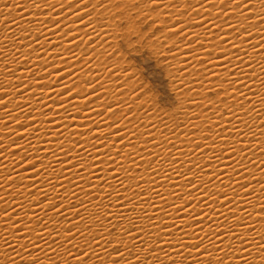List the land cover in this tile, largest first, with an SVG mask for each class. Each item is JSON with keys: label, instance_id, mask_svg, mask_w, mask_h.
I'll return each instance as SVG.
<instances>
[{"label": "bare ground", "instance_id": "obj_1", "mask_svg": "<svg viewBox=\"0 0 264 264\" xmlns=\"http://www.w3.org/2000/svg\"><path fill=\"white\" fill-rule=\"evenodd\" d=\"M102 2H105V5L108 6L109 9L105 15L110 17L118 11H125L127 17L131 15V12H128V8L131 4L140 3V0H102ZM157 2L164 3L166 7L171 4V0H157ZM192 2L199 7L198 0H192ZM248 2L255 3L256 5V7L250 9V11H260V0H248ZM34 3L37 5L36 7H33ZM51 3H56L57 7H59L58 0H47V3H44V0H0V52L3 53V55H0V86L12 87V85H15V87L19 89L13 95L11 93L12 89L0 88V98L5 99L6 102L5 104L0 105V122H2L0 123V132H5L0 133V135L11 137L10 143L8 139H5V147L0 148V152H4V156H0V181H3L7 175L11 174L14 176L19 174V176L23 178V181H20L19 179L9 181V184L15 183L16 185H5V188L0 190V197H5V200L0 202V255L5 251L9 252L7 257L0 258V264H10L11 257L17 260V264H26V261L14 256L13 253L15 252H20L21 256L33 254L32 257H28V259L35 258L39 255L37 259L40 260V264H51L50 261L44 260L45 254L49 259L54 258V254L49 251L48 248L44 247L40 240L35 241L36 244L40 245L39 248H28L27 252L21 250L16 246V243H23V241L14 239V237L18 238L21 233H13L12 231V229L16 227L22 228V232L28 230V228L23 227L25 213H27V219L33 221L32 225H29V227L35 226L34 217H41L42 220L46 219L47 217L44 216V212L47 213L50 210L46 209L48 205V201L46 200L49 197L57 200L56 204L51 207H58L61 203L59 199L52 197V194L48 192L51 191L50 188L46 189L48 191H44L43 194H41V190L44 189V184L46 182L42 181V177H34L38 176V173H34L36 170L31 169L32 167H35V165H27L30 161H26L24 164V161L29 157L22 149L15 148L16 145L14 144H24V141L22 140L25 138L31 141L35 147L41 148L39 153L33 152L30 156L32 159L38 157L44 161L43 164L37 165V170L41 167H45L48 176H50L49 180L53 179L54 187H58L60 184H64L67 180L71 179L73 184H79L85 191L91 192V196H84L83 193L79 192V189H75V187L72 189V185L66 184L69 191L75 193L73 204L66 205L64 208L60 209L63 213V216L61 217H56L55 214L53 215L52 212H49V217L53 215L54 219L59 218L65 220L69 222L70 227V222L77 219L80 214L88 218L91 217L93 212H99L101 214L100 218L105 219L103 218V214L106 210L110 213H118L119 210L115 207H111V205L121 203L122 201L116 199H122V197L128 200H123L124 207L120 205H117V207L125 216L129 219H133V227L127 229L129 232L135 231L134 226L139 222L141 227H146L149 223L148 220H154L161 228L168 227L170 225L160 224V220L163 219L165 220V223L168 224L173 223V221L169 220L168 216L165 215V212L173 217L176 215H179L180 217L185 216L186 213L180 210H177L176 213L174 212V207H180L184 203L183 200L178 199H182L185 196V199H194L184 205L185 207L193 204L190 207L195 208L197 212L204 209L201 215L195 217L196 220L202 219L204 215H208L209 219H212H206L204 224H196L198 221H192L189 217L185 216L183 220H175L174 222L176 225H174L173 228L165 229V231L175 232L183 229L186 226L181 224L187 222L189 227L186 228V231L189 233L193 231L197 232V229L201 228L203 229L201 235H203L209 231L208 223L212 224L216 221H220L223 217L219 214L216 215V213H209L208 209L204 208V204L201 202L206 200L207 197L202 196L200 199L196 194L193 196H187V189L184 190L185 192H181L180 189L187 184L192 183L193 180L192 178H189L187 181L179 180V178L175 176V172H187L189 168L194 167L195 163L200 162V168L193 169V171L197 172L198 176L203 175V178L207 180L214 174L211 172L214 171L212 167L216 166L215 161H210L214 155L220 156L217 168L221 171L217 172V175L220 176L221 179L216 180V183L214 182L213 185L207 186L209 192L217 190L221 192L228 191L230 197L232 194L231 191L228 188H224L228 187L227 184H230L234 189L249 186V191L247 193L237 192L236 196H240L244 200H252L254 204L264 203V189L260 190L261 187H264V164H260L264 162V73L261 71L264 69V52L258 56L255 49L249 48L258 47L257 43L261 40L260 35L261 33H264V25H260V21H257L256 24L258 28L254 27L250 29L253 35L251 37H246V39L249 40L248 43L241 44L240 39L231 32V29H229V23H224L221 27V21L224 19L223 16L220 17V20L215 19V17L223 11L220 7L222 0H204V14L198 16L199 13H193V15L196 16H192L191 21H189L186 16H180V13L173 15L174 20L181 19L186 23L199 24L202 26L186 28L185 33H182L181 35L190 33L191 35H189L188 38L194 40V43L188 44L187 42H180L171 52L168 51V48H170L174 42L178 41L179 38L172 37L171 39H168V32L170 29L167 26L163 28V31L158 32L152 40L148 41V43L155 48L156 55L158 53L161 54L162 57H168V59L162 60L164 61L163 64L165 69L169 72L168 76L171 77L169 78L170 84L175 91L176 99L179 101V104H176L171 112H168L158 108L154 98L147 93L145 88L142 89L136 83L137 79L133 78L136 73L134 74V71L129 64H124L125 61L120 59V53H117L116 56L113 54L112 59L111 57H109V59L107 58L112 55L113 51V49L110 48L111 41L108 36L104 35V33L100 34L101 38L100 36H96V33H93V26L96 27L98 32H103V29H100L99 25H92L86 28L85 24H81L82 22H80V20L85 19L83 23H86L90 18L87 17V13H84L81 16H73L72 12L67 11L69 5H65L64 8H56V11L53 12V16H59L60 20L64 21V23L61 24L59 29H55L52 33L45 29H41V34H37L40 31L36 24V21L38 20H44V23L48 25V28H52L53 22L45 20L50 11V9L47 8L48 4ZM92 3H98V0H92ZM117 4L119 7H116ZM213 4L215 7L210 6ZM144 6L145 5H142V7ZM83 7H85V5H81V8ZM185 7H187L186 0H179V10L182 11ZM75 11H78V9L74 8L73 12ZM103 11L104 10L101 9V12ZM132 11H137V9H132ZM165 11H170V9H165ZM233 11L238 10L230 5L229 11L225 13V15H229ZM98 12H100L99 8L97 9V13ZM97 13H93L92 17L94 18ZM207 13H211V17H209ZM249 15L251 16L252 13H249ZM157 16H159V19L155 26L165 25V19H167V17H165L166 14H164L163 9H157L156 12L151 13L149 19H154ZM260 18L261 17L259 16L253 17L252 22H255ZM118 19L120 18L118 17ZM240 19L243 18L240 17ZM204 21H207L208 23H203ZM109 23H111V20H109ZM230 23L232 26H235L237 18L232 17ZM66 25L70 28L66 27ZM183 26L184 25H177V29ZM77 27L78 31H75ZM217 27L221 28L219 33L216 32ZM67 31H74L69 33V36L75 35L77 39L71 42H69L68 39L71 40L73 37H66L64 41L62 39L58 40V36ZM55 32L62 33H57L55 35ZM85 32L88 34L87 36H84ZM197 35L200 37L199 40L195 39ZM247 35L248 33L242 32L241 38ZM44 36H47L48 41L51 43L44 45L34 44L35 40H40ZM81 39L84 40V44L79 45ZM165 39L168 40V43L161 47L160 44ZM221 40H225L226 43H220ZM154 41L155 43H153ZM43 42L42 39L39 43ZM260 42L264 43V41ZM57 43L61 46L59 48H52L58 46ZM28 44H33L31 46L33 48L24 49ZM71 44L77 45L72 47L70 46ZM201 44H203L204 47H200ZM248 44L251 45L248 47ZM13 45H15V48H13ZM229 45H234V48L238 47L241 51L236 53L237 50L232 49V51L229 52V56L220 57L219 53L222 51H228ZM213 46L215 47L213 48ZM261 47H264V45H261ZM93 48H95V52H93ZM16 49H19V51ZM66 49L72 52L67 51ZM188 49H194V51H189ZM210 51L213 53L211 57L207 55ZM260 51H264V49H261ZM57 52H62L63 56L57 57L55 55ZM247 52L248 55L246 56ZM13 53H15V55ZM39 54L41 58L47 54L45 59L47 56H51L54 60L49 58L50 69L51 67H55L56 69H53V71H61L59 73H53L54 77H58L55 84L43 85L44 87H56L59 83L63 86L68 84L71 80L76 81L77 84L93 83L96 80H99L97 83L100 84L93 89H90L92 85H88L87 87L89 88V91L83 93V95H91L92 92H96L89 97L90 100L85 105H83V101H81L79 97L74 101L77 103V108L82 110L81 115L74 116L73 119L75 121L69 120L65 113L60 112V116H64L67 121V124H64V122L56 116V109L58 106L52 105L51 100L48 101V106L54 109L52 112H47L50 110L48 108H41L40 104L44 103V101L40 100H42L43 97L37 96L34 93H29V89L32 87L31 91L37 93L41 92V89L36 88L39 85H29L28 88H24L22 85L27 83V81L23 79L17 80L22 73L29 74V78H31L32 74L27 73V68L32 67L31 63H36L40 67L48 66L43 63L42 59L38 60ZM237 54L244 59L245 64H253L252 67L244 68L243 65H238L240 61L233 59V65L241 67L244 72L251 76L250 79L246 81L249 90L247 88L244 90L242 89L243 95L247 97L246 99L243 97L240 98L243 100H239L240 93L237 91L239 87L238 85L242 81H236V83L231 86L229 83L230 81L235 80L236 76H239L240 73L237 72L234 76H229L228 73L224 71V68H228L229 72L236 71V69H233V65L226 64L224 61L228 60L230 57L234 58ZM81 56H83V60H79ZM65 57L69 58L68 63L72 65V67H69L70 65L67 63H61V60ZM173 57L175 58L173 59ZM217 57H219V59H217ZM24 59H28L30 63L23 61ZM200 61H207V64L200 63ZM68 72H72L73 75L69 76L71 73ZM37 75H43V72H37ZM44 75L45 80L42 82H47L49 79L47 73ZM201 75L205 77L203 88L200 87ZM217 75L220 76V80L215 79V76ZM226 76L228 77L227 80H225ZM78 77L80 79H78ZM36 79H41V77L37 76ZM81 87H84V85H81ZM189 88H192L193 90L191 93L188 92ZM43 91L45 92V100H47L48 90ZM64 91H67V89ZM73 91H75V89H73ZM120 92H123L122 97L118 96L122 95ZM196 92H199L202 96H206L207 94L209 96H213L215 93L218 94L211 99L201 100L200 97L195 94ZM233 92L237 93L235 98L231 95ZM61 94L63 93H49L48 95L53 96ZM10 95L12 97L11 101L8 100L11 98L8 97ZM23 95L28 96V99L24 100V97H21ZM67 95L68 94H66V96ZM75 95L76 94L74 93L73 97ZM73 97H69L68 99L72 100ZM234 100H239V102L234 103ZM13 102L15 103V107L12 105ZM106 102L109 103V105L113 104L114 108H123L125 112L128 111L129 120H137L138 123L134 122V124L138 127L139 131L138 133H132L136 138L129 137L127 132L131 130L136 131V128H132L133 125L126 122L127 129L121 133H115L122 129L113 128V136L107 133L105 134L111 139L109 143L103 148L93 149L91 146L92 143H103L101 140H92L95 133L107 132L108 129L104 127L116 123L114 120H109V116H113L115 113L104 115L103 105ZM251 102L253 103V108H255L254 111L249 109L251 108V105L249 104ZM240 103L244 104L243 108L239 106ZM198 104H203L204 107ZM83 107H89L91 111L85 110ZM29 108L33 110L29 111ZM128 108L131 109L128 110ZM21 109H23V111H20ZM225 109H229V111L226 112ZM42 111L46 112V115H39ZM71 111L75 113L77 109H72ZM245 111H248V115H244ZM213 112H215V115ZM177 113H179L178 116L176 115ZM185 113H187V115H185ZM9 115L12 116L11 120H8L11 117H6ZM119 115L120 114H118V116ZM30 116H32L31 119L35 120H29L28 117ZM54 117L55 119H53ZM89 117L91 120L97 122L93 123L91 120L86 121ZM102 117L103 121H107V123L100 122ZM16 120H20V123H15L14 121ZM241 121H243V123H241ZM245 123H247L251 129L245 127ZM57 124L61 125V127L57 128ZM165 124L167 125V128L164 127ZM176 124L177 127L174 128ZM30 125H32L33 128L38 127L41 134L45 131H50L51 136L41 135L40 141L43 142L41 145L40 142L33 139L35 133H25L23 136H17L12 132L6 133L9 129L2 128H12L15 132H20ZM119 126L123 128L124 121H121ZM65 127L68 128L67 131H64ZM89 128L92 129L91 132L88 131ZM221 129H224V131L221 132ZM239 132H243L244 136H230L232 133ZM58 133H63V135L57 138ZM81 133H83V135H81ZM118 135H124V139L120 140L122 137H119ZM203 137H211V139L205 140ZM95 138L103 139L98 133ZM77 139L80 141L79 144H76ZM129 139H132L133 141L129 143ZM225 139L229 141L228 144L221 142ZM165 140H167L168 143H165ZM213 140L216 141L215 144L212 143ZM85 141L88 143H85ZM0 143H2V141H0ZM112 143H115V148H112L110 153L108 147ZM195 143L201 144V148L193 149ZM60 144L64 145V149H60ZM11 145L13 146L11 147ZM73 145H75V147H72ZM23 147L31 151L28 144L23 145ZM70 147H72V150L67 153V156L71 157V159H68L61 153ZM96 147L101 146L96 145ZM197 147H200V145H197ZM241 147L245 148L244 153L238 151ZM80 148H84L89 155L85 156L84 152L79 151ZM212 149H216L217 151L213 152ZM220 149H227V151L221 155V152L219 151ZM233 150H237L236 156H233L234 153H231ZM97 151L104 153V155L96 156L95 152ZM118 151L121 153L120 156L115 155ZM192 151L195 152V155L191 153ZM201 152H203V155ZM129 153H132V155L129 156ZM180 153H183V155L180 156ZM21 156L23 157L22 160H20ZM242 156H244V158L240 160V163L243 164L244 167H236V170L229 178L226 174L228 168L225 167L227 165L230 167L233 166V160L238 161ZM224 157H227L226 160ZM173 159H176L173 161L175 165L171 162ZM77 160H79L80 163H77ZM94 160H104L105 163L99 164L97 162L96 164H93ZM108 160H115L116 163L109 164L107 163ZM190 160L194 163L190 164ZM57 161L60 162L57 163ZM210 163L214 164L207 167ZM21 164L24 165L20 166ZM72 164L76 165L75 168L70 166ZM117 165H120V167ZM81 167L84 168V171L79 173L78 176L77 172ZM97 168L101 169V172H96ZM108 168H112L113 172L119 173V176L116 179H112L113 172H108ZM169 168L176 169L172 170ZM53 169H55V171H53ZM61 169H64L63 174L61 173ZM201 171H203V173H199ZM187 174L188 176L192 175V173ZM57 176H60V181L56 180ZM81 177L89 182L82 183L80 180ZM96 177H100V179H96ZM105 177H107L108 181L106 184L102 181ZM213 179H215V177H213ZM222 181H224V183H222ZM233 181H240L241 183L237 185L236 183H233ZM21 183H23V185H20ZM197 183H200V180H197ZM32 185H35V187H32ZM109 185H112V187H109ZM25 186L28 187L29 192L24 191ZM97 187L102 188L103 191H92L93 188ZM13 188L15 189L14 191ZM198 188L192 189L191 191L197 192L198 194ZM64 191V188H60L58 195H62ZM170 191L172 193H178V196L174 195L170 197ZM108 193H111V196H109L108 200H104L105 195ZM155 194L158 196H164L167 199L161 201ZM37 195H40L39 200H37ZM117 195H120V197H116ZM204 195H208V193H204ZM220 195V197L214 195L211 199L216 200L219 198L220 201H223L225 199V197H222L224 193H221ZM79 198L85 201L91 200V203L86 204L88 212H84L83 209H81V213L72 216L66 209L76 207L77 204H79ZM232 199L235 200V203L229 204L228 201H225V204L229 207L237 208L234 209L237 211L236 213L227 212V209L220 208L219 204L212 205L213 201L211 200L205 201V203H209V208L216 207L218 212H222L228 216L244 215V218L236 223L251 225L247 231L255 233H246V235L250 237L252 245L250 251L237 252L236 255H251V257H245L248 259L249 264H253V261L255 264H261V260L264 259V252H261L259 255V253H257V246L259 245L264 248V238H262L264 237V220L260 221L261 218L256 216H264V213H253V217L249 218V215L245 211L249 208V204L242 202L240 199H236L235 196H233ZM29 203L32 205L30 208L28 207ZM134 206L136 210L131 211V208ZM141 208L144 209L140 210ZM3 211H8V213ZM73 211L75 210L73 209ZM249 211L251 210L249 209ZM254 211H261V209L255 208ZM11 213L13 215V222L5 220L8 219V217L5 216ZM142 213H147L148 220L144 218ZM138 216L140 217V221L135 218ZM157 217H159V219H157ZM17 219H20L21 223L13 224L18 223V221H15ZM106 219L111 220V217H107ZM119 219L120 216L116 215L115 220ZM87 222L92 223L93 221L92 219H88ZM224 222L227 223L226 220ZM231 222L232 220L229 221V223ZM103 223L105 226L107 225V221H103ZM126 223L127 221H125V224ZM5 224L8 225L7 228H5ZM113 224L115 227L110 229V231L114 232L116 228L120 226V222L113 221ZM95 227L99 226L97 225ZM147 230L149 232H154L157 229L148 228ZM216 230L219 231L220 229ZM241 230H243V228H241ZM17 231H19V229H17ZM105 235H107V233H105ZM5 236L8 239V245H10L7 249H5L4 244ZM217 236L221 237V239L216 240V252H219L220 249L224 248L223 241H226L228 237L223 235V231L218 232ZM162 237L163 234L161 237L155 238L158 244ZM179 238V233H176V236L171 239L172 242L175 243ZM89 239H96L98 241V243L92 245V248L96 250L97 257L103 258L105 264H107V260L115 255V253L124 251L122 245H116L115 247L109 248L108 244L105 243L104 240H101L99 235L90 237ZM133 239H135V246L141 249L151 243L147 237H144L142 232H136ZM169 239V237H165L164 241H168ZM184 239L188 240L189 237L186 236ZM205 239H207V237H205ZM248 239V237H245V240ZM205 243H207V241H205ZM49 244H52V246L55 247L53 241H49ZM185 246L191 247L192 245L186 244ZM25 247H27V241H25ZM128 247L130 251L125 253L123 259L128 260L139 255L132 245H129ZM241 247L249 248V244L244 243ZM100 248L107 249L108 255L105 256L104 252L99 251ZM169 248L175 249L176 245L159 244V251L152 253L157 251V244H153L148 251L154 256L157 255L156 264H170V262H167L164 255V251H168L169 256L174 255V252H172L173 250H170ZM68 249L73 252L74 256H79L85 251V249L75 248L72 245H68ZM206 250L212 251V249ZM180 251L183 252V249H180ZM201 251L203 252L205 250L202 249ZM230 254L231 253L224 252L222 258H226L227 255ZM141 255L143 256V253H141ZM188 255L189 253H184L185 257ZM192 255L200 256V253H193ZM92 258V253H89V255L85 257L86 260ZM114 258L116 261L121 259L120 256H115ZM71 259L72 257H69V260ZM144 259H149V256L146 255ZM181 260H184V258L176 257L177 264H181ZM56 264H60L59 260L56 261ZM184 264H191V258L184 260ZM225 264H228V262L226 261ZM236 264H239V261H237ZM241 264H243V262H241Z\"/></svg>", "mask_w": 264, "mask_h": 264}, {"label": "snow or ice", "instance_id": "obj_2", "mask_svg": "<svg viewBox=\"0 0 264 264\" xmlns=\"http://www.w3.org/2000/svg\"><path fill=\"white\" fill-rule=\"evenodd\" d=\"M44 3H47V0H44ZM59 3V7H57L56 3H51L48 4V9H50V11L48 12L47 18L45 20H50L52 23V28L49 29L48 25L44 23V20H38L36 21L37 27L40 29V31L37 34H41V29H45L48 32L52 33L55 31V29H59L61 24L64 23V21L60 20L59 16H53V12L56 11V8H64L65 5H69V7L67 8L68 12H72L73 16H81L84 13H87V17H90L86 23H83L85 19L80 20V22H82L81 24H85L86 28H88L89 26L92 25H99L100 29H103V32H98L96 30V27L93 26V33H96V36H100L101 38V33H104L105 36L109 37V40L111 41V45L110 48L113 49L112 51V55L108 56L107 58L109 59V57H113V54H115L114 56L117 55V53H120V59L123 60L125 59V57H127L129 60L133 59V58H137L139 57V53L141 52V49L144 50V53L146 55H148V58L150 61L156 63L157 62V57L151 55V53L149 52L148 49V41L152 40L153 37L156 36V33L163 31V28L165 26H167L170 31L168 32V39H171L172 37H178V41L174 42L172 44V46L170 48H168V51L171 52L174 48H176L178 46V44L180 42H187L188 44H192L194 43V40H190L188 37L189 35H191L190 33H186L184 35H181L182 33H185V29L188 27H197V26H202L199 24H192V23H186L184 20L181 19H173V15H177L176 13H180V16H186L188 18L189 21H191L192 16H196L193 15V13H199L198 16L203 15V7H204V0H198V4L199 7H197L196 4H194L192 2V0H186L187 3V7H185L182 11L179 10V0H171V4L168 5L167 7L165 6L164 3H159L157 2V0H140V3H133L131 4V6L128 8V12H131L130 16L126 17V13L125 11H118L115 14L111 15L110 17L108 15H105V13L108 12V6L105 5V2H102V0H98V3L93 4L92 0H58ZM261 3V9L260 11H250V9H254L256 7L255 3H251L248 2V0H222V3L220 5V7L223 9V11L217 16L215 17L216 20H220V17L223 16L224 19L221 21V27L223 26L224 23H229V29H231V32L235 34V36L240 39V43L241 44H245L248 43L249 40L246 39V37H251L253 35V33L250 31L251 28L257 27V21H260V25H264V0H260ZM55 5V7H54ZM81 5H85V7L81 8ZM142 5H145L144 7H142ZM232 5L234 6V8L238 11H233L231 12L229 15H225V13H227L229 11V6ZM37 5L34 3L33 7H36ZM91 6V7H90ZM211 7H215V5H210ZM251 6V7H250ZM116 7H119V5L117 4ZM78 9V11L73 12V9ZM100 9V12L97 13V9ZM70 9V11H69ZM90 9V10H89ZM101 9H103L104 11L101 12ZM132 9H137V11H132ZM157 9H163L164 10V14H166L165 17H167V19H165V25L162 26H157L153 31L149 32V29L152 28L153 25H155L157 23V20L159 19V16H157L154 19H149V17L151 16V13L156 12ZM165 9H170V11H165ZM93 13H97V15L93 18L92 14ZM249 13H252V15L250 16ZM61 15V13H60ZM207 15L209 17H211V13H207ZM197 16V17H198ZM261 17L260 19L256 20L255 22H252V18L253 17ZM118 17L120 19H118ZM232 17H236L237 18V23L235 24V26H232L230 21L232 19ZM240 17H242L243 19H240ZM69 18V17H68ZM109 20H111V23H109ZM171 22V23H169ZM203 23H208L207 21H204ZM75 24V23H73ZM177 25H184L183 27H180L179 29H177ZM66 27H68V25H66ZM70 28V27H68ZM258 28V27H257ZM74 29V28H72ZM239 29V30H238ZM75 31H78V27L75 29ZM207 31V30H206ZM221 31L220 27L216 28V32L219 33ZM27 32V31H26ZM74 32V31H67V32H55V35L57 33H62L60 36H58V40L62 39L63 41L65 40V38L67 37H73V39L69 40V42L76 40L77 37L75 35L73 36H69V33ZM248 33L247 36H244L241 38V33ZM147 33V35H146ZM260 33V32H257ZM88 34L85 32L84 36H87ZM27 36V35H26ZM261 40L260 41H264V33H261ZM104 38V36H103ZM43 39V43H39L41 40ZM42 39L40 40H35L34 44H39V45H44L47 43H51L50 41H48L47 36H44ZM196 40H199L200 37L197 35L195 37ZM259 41V43H257L258 47H248L251 49H255L256 50V54L259 56L262 52L264 51H260L261 49H264V47H261V45H264V43H261ZM155 43V41L153 42ZM168 43V40L165 39L161 42L160 46L163 47L164 45H166ZM220 43H226L225 40H221ZM80 44H84V40L81 39L79 41V45ZM33 44H28L24 49H31L33 47H31ZM58 46L52 47V48H59L61 45L59 43H57ZM77 44H71L70 46L74 47ZM200 47H204L203 44L200 45ZM215 46H213L214 48ZM13 48H15V45H13ZM70 48V47H69ZM68 48V49H69ZM41 49V48H40ZM66 49L67 51H70ZM232 49H236L237 52L239 53L241 50L238 47L234 48V45H229V50L228 51H222L219 53L220 57L223 56H229V52L232 51ZM17 51H19V49H16ZM39 50V49H38ZM189 51H194V49H188ZM12 51V49H11ZM37 51V50H35ZM72 52V51H70ZM93 52H95V48H93ZM86 53V52H85ZM84 53V54H85ZM15 55V53H13ZM59 54V55H57ZM0 55H3L2 52H0ZM47 55V54H46ZM46 55L41 58L40 54L38 57V60L42 59L44 64H47V67H40L39 65H37L36 63H31L32 67L31 68H27V73L32 74L31 78H29V74H23L17 78V80H25L27 81V83H24L22 85V87L24 88H28L29 85H39L36 88L41 89L42 91L37 93L35 91H31L30 88L29 89V93H34L37 96H42L43 99L40 101H44V103L40 104L41 108L45 109L48 108L50 109L47 112H52L54 109L52 107L48 106V101L51 100L52 101V105H56L58 106L56 109V116L59 117V119L64 122V124H67V121L65 120L64 116H60V112L65 113V115L67 116V118L69 120H73L75 121L73 118L74 116H79L81 115V109L77 108V103L74 102L76 100L77 97L80 98L81 101H83V105H85L92 96L93 93L96 92H92L91 95H83V93H87L89 91V88L87 87L88 85H92V87L90 89L95 88L98 84L96 80L93 83H81V84H77L76 81H69L68 84L61 86V83H59L56 87H44L43 85H52L55 84L57 81L58 77H54L53 73H59L61 71H53V69H56L55 67H51L50 69V61L49 58H51L52 60H54L51 56H47V58L45 59ZM57 57H61L63 56L62 52H57L55 54ZM86 55V54H85ZM208 56H212L213 53L210 51L207 53ZM248 55V52L246 53V56ZM21 56V55H20ZM245 56V55H244ZM95 58V57H93ZM175 57H173L174 59ZM68 57H65L64 59L61 60L62 64L67 63L68 65H70L68 63ZM161 59H168V57H161ZM217 59H219V57H217ZM233 59H235L236 61H240V63L238 65H243L244 68H249L252 67L253 64H245L244 59L237 54L234 58L230 57L228 60L224 61V63L229 64V65H233ZM19 60V59H18ZM79 60H83V56H81L79 58ZM23 61H27L30 63V61L28 59H24ZM20 61V62H23ZM249 61H253V60H249ZM255 62V61H253ZM200 63H204L207 64V61H200ZM54 64V63H51ZM69 67H72V65H70ZM190 67V66H189ZM50 69V70H49ZM233 69H236L235 72H229L228 68H224V71L226 73H228L229 76H234L235 73L239 72L240 75L236 76V79L233 81H230V86L232 84H235L236 81H242L238 86L237 91L240 93L239 96V100H243L240 99L241 97H243L244 99H246L247 97L245 95H243V90L245 88H248V84L246 83V81H248L250 79V75L246 72L243 71V69L237 65H233ZM206 71V69H205ZM255 71V70H254ZM253 71V72H254ZM262 73H264V69L261 70ZM11 72V71H8ZM37 72H43V75H37ZM45 73H47V77L49 78L47 82H42L45 80ZM71 73L72 76L73 73L72 72H68ZM112 73V72H109ZM11 76V75H8ZM39 76L41 77V79H36V77ZM62 76V75H60ZM59 76V77H60ZM259 78V77H258ZM78 79H80L78 77ZM216 80H220V76H215ZM228 77H225V80H227ZM201 80V84L200 87L203 88L204 86V82H205V77L203 75H201L200 77ZM11 83V82H10ZM8 83V84H10ZM72 85H76V86H72ZM81 85H84V87H81ZM120 87V86H119ZM118 87V88H119ZM183 87V86H182ZM0 88H10L12 89V94L14 95L16 91H18L19 89H17L15 87V85H12V87H3L0 86ZM65 89H67V91H64ZM73 89H75V91H73ZM243 89V90H242ZM43 90H48L47 92V100H45V92ZM192 88L188 89V92H192ZM3 92H9V91H3ZM49 93H63L61 95H53V96H49ZM76 94L73 97V94ZM107 93V92H105ZM122 95H118L120 97L123 96V92ZM66 94H68L66 96ZM198 97H200L201 100H207V99H211L213 96H216L218 93H215V95L213 96H209L208 94L206 96H202L199 92L195 93ZM232 97L235 98L237 96L236 92H233ZM99 96V95H97ZM193 96V95H192ZM189 96V97H192ZM8 97H11L8 96ZM24 97V100L28 99V96H21ZM69 97H73L72 100H69ZM188 97V99H189ZM12 97L10 99H8L9 101H11ZM239 100H234V103H238ZM39 101V103H40ZM59 101V102H57ZM116 101H122V100H116ZM5 99L0 98V105L5 104ZM118 104H123V103H118ZM179 104V101H175V104ZM251 105L252 111L255 110V108H253V103H249ZM13 107H15V103H12ZM198 105H202L203 104H198ZM211 105V104H209ZM208 105V106H209ZM212 106V105H211ZM239 106L241 108L244 107L243 103H240ZM204 107V106H203ZM104 108V115H108L110 113H115V115L113 116H109V120H114L116 121V123L110 124L107 127H104L106 129H108L107 132L104 133H100L97 132L99 134L100 137H102L103 139H99V138H95L97 136V133H95V135L92 137V140H101L103 141L102 144H95L92 143V148L93 149H97V148H103L105 147V145H107L109 143V141L111 139L108 138V136H106L105 134H109V135H114L113 133V128L116 129H122L121 131H117L115 133H121L122 131H124L125 129H127L128 127L126 126V122L131 123V125H133L132 128H136V131H128V136L129 137H135V135H132L133 132L138 133L139 129L138 127L135 126L134 122H137V120H129V112H125L123 108H114L113 104L109 105V103H105L103 105ZM72 109H77V111L75 113H73L71 110ZM83 109L85 110H90L89 107H83ZM131 108H128V110ZM248 109V111H249ZM29 111H32L33 109L29 108ZM119 110V111H118ZM20 111H23V109H21ZM159 111V109H158ZM225 111H229V109H225ZM248 111L244 112V115H248ZM215 115V112H213ZM74 114H78V115H74ZM118 114H120L118 116ZM39 115H46V112H40ZM177 116L179 115V113L176 114ZM185 115H187V113H185ZM235 115V114H234ZM6 117H11L8 120L12 119V116H6ZM32 116L28 117L29 120H35V119H31ZM135 117V116H133ZM24 119V118H23ZM55 119V117L53 118ZM21 120V118H20ZM20 120H16L14 121L15 123H20ZM91 120L90 117L86 119V121ZM93 123H96L97 121H93L91 120ZM124 121V127L122 128L120 125V122ZM100 122H104L107 123V121H103V117L100 120ZM2 123V122H0ZM138 123V122H137ZM163 123V122H162ZM241 123H243V121H241ZM61 125L57 124V128H60ZM70 127V126H68ZM167 128V125L165 124V126ZM177 127V124L175 125L174 128ZM245 127H248L249 129H251V127L245 123ZM5 129H9V131H7L6 133L12 132L14 133V135L17 136H23L25 133L28 134H32L35 133L33 136V139L37 142H40L41 145L43 144V142L40 141V136L44 135V136H51V132L50 131H45L43 134L40 133V129L37 128H33L32 125L25 127L22 131L20 132H15L12 128H7V127H2ZM100 129V128H97ZM68 128L65 127L64 131H67ZM89 132L92 131L91 128L88 129ZM221 132L224 131V129L220 130ZM251 131V130H249ZM0 133H5V132H0ZM63 133H58L57 134V138H59L60 136H62ZM81 135H83V133H81ZM244 136L243 132H239V133H232V135L230 136ZM119 137H122L120 140L124 139V135H118ZM5 139L11 140V137H6L5 135H0V141H2V143H0V148H4L5 147ZM203 139L207 140V139H211V137H203ZM22 141H24V144H14L16 145L15 148H20L23 150V152L29 157L27 160L24 161V164L26 161H30L27 163V165H35V167H32L31 169H34L36 171H34V173H38V176H34V177H42V181L46 182L44 184V189L41 190V194H43L44 191H48L46 189H51V191H48L52 194V197H56L57 199H59L61 201V203L59 204L58 207H51L52 205H55L57 200L53 199L51 197H49L46 201H48V205L46 209H50L47 213L44 212V216H46V219H41V217H34L35 219V226L34 227H29V225H32L33 221L27 219V213H25V217L23 218V227L24 228H28V230L26 232H22V228L20 227H16L13 228L12 231L13 233H21V235H19V237H14V239H18L19 241H23V243H16V246L18 248H20L21 250L27 252L28 248H39L40 245L36 244L35 241L36 240H40L41 244L44 245V247L48 248L49 251H51L54 254V258H47L46 254H45V259L46 261H50L51 264H56V261L59 260L60 264H105L103 258L101 257H97L96 256V250H94L92 248V245L94 243H98V241L96 239H89L90 237H95L96 235H99L101 240H104L105 243L108 244L109 248L111 247H115L116 245H122L124 247V251L119 252V253H115V255H113L112 257H110L107 260V264H156V256L152 255V253H156L159 251V244H173L176 245V248H169L170 250H173L172 252H174L173 256H169L168 255V251H164V255L166 257L167 262H170V264H177L176 261V257H183L184 260H187L189 258H191V264H225V262L227 261L228 264H236L237 261H239V264H241V262H243V264H249L248 259H246L245 257H251V255L248 256H237L236 253L237 252H249L252 245L250 242V237L248 235H246V233H255V232H250L247 231V229L249 227H251V225L248 224H238L236 223L237 221H240L244 218V215H232V216H228L222 212H218L216 207H211L209 208V203H205V201H213L212 205H216L219 204V207L222 209H227V212H231V213H236L237 211L234 209L237 208H232L229 207L228 205L225 204V201H228L229 204L231 203H235V200L232 199L233 196H235L236 199H240L242 200V202L244 203H248L249 204V208L246 209V213L249 215V218L253 217V213H264V203L261 204H254V202L252 200H244L242 199L240 196H236L237 192L240 193H247L249 191V186L248 187H238V188H232L230 184H227L228 187H224V188H228L231 191V196L229 197V193L228 191H214V192H209L208 189V185H213L214 182L216 183V180H220L221 177L217 175V172H220L221 170H219V168H217V164H219L220 161V156H213L212 160L210 161H215V167H212L214 169V171H212L211 173H214L213 175L210 176L209 179L205 180L203 178V175H197V172H194L193 169H197L200 168L201 164L199 163H195L194 167L189 168L187 172H181V171H177L175 172V176L179 178V180L182 181H187L189 178H192L193 182L187 184L185 187L181 188L180 191L181 192H185L184 190L187 189L186 195L187 196H193L194 194H196L200 199L201 197H207L206 200H204L203 202H201L202 204H204V208L208 209L209 213H216V215H220L221 217H223L222 220L220 221H216L212 224H209V231L207 233H204L203 235H201V233L203 232V229H197V232H191L189 233L188 231H186V228L189 227V225L187 224V222H185L184 224L181 225H185L186 227L183 229H180L178 231H165V229L168 228H173L175 224V220H183L185 216L189 217L192 221H198V223L196 224H204V222L207 220H211L209 219L208 215H204L202 217V219L200 220H196L195 217L199 216L203 213L204 209H201L200 212H197L195 208H191L190 206L193 205H189L188 207H185L184 205L188 204L189 201H193L194 199H185L184 197L182 199H178V200H183L184 203L182 206L180 207H174V212L176 213L177 210H180L184 213H186L185 216L180 217L179 215L176 216H169V214L167 212H165V215L168 216L169 220H172L173 223L172 224H168L165 223V220L161 219L160 220V224H166V225H170L168 227H164L161 228L159 226V224H156L154 220H148L147 219V213H142L144 215V218L147 219L149 221L148 225L145 227H141L140 222L138 224H136L135 227V231L129 232L127 229L129 227H133V219H129L127 216L124 215V213H122L120 211V209L117 207V205H120L122 207H124L123 204V200H128L125 199L124 197H122V199H116L118 201H122L121 203H117L114 205H111V207H115L116 209H118V213H110L107 210L104 212L103 214V218L105 219H101V214L99 212H93L91 214V217L86 218L85 216H82L81 214L78 216L77 219L72 220L71 223V227L69 225V222L65 221V220H61L59 218L54 219L53 215L55 214L56 217H61L63 216V213L60 211L61 208H64L66 205H71L73 204V198L75 197V193L73 191H69V188L66 186V184L68 185H72V189L73 187H75V189H79L80 193H83L84 196H91V192L90 191H85L83 189V187H81L79 184H73L71 179L67 180L66 183L64 184H60L58 187H54L53 186V179L49 180L48 173L45 167H41L37 170V165H41L44 163V161L40 158H35L32 159L30 154L33 152L39 153L41 151L40 147H35L34 144L29 141L28 139H23ZM79 139L76 140V144H79ZM133 140L129 139V143H131ZM165 143H168L167 140L164 141ZM224 144H228L229 141L228 140H222L221 141ZM8 143V144H9ZM85 143H88L87 141H85ZM213 144L216 143L215 140L212 141ZM7 144V145H8ZM28 144L31 151H29L27 148H24L23 145ZM96 145H100L101 147H96ZM115 143H112L109 147L108 150L111 153L112 148H115ZM197 145H200V147H197ZM13 145H11L12 147ZM159 146V145H156ZM60 149H64V145L60 144ZM72 147H75V145H73ZM72 147L68 148L67 150L63 151L61 154L66 156L68 159H71V157L67 156V153L69 151L72 150ZM199 149L201 148V144L199 143H195L193 145V149ZM80 152H84L85 156H88L89 153L85 151L84 148H80L79 149ZM179 151V150H178ZM213 152L217 151L216 149H212ZM221 152V155H223V153L225 151H227V149H220L219 150ZM241 153L245 152V148L241 147L238 150ZM98 153V154H97ZM193 155H195V152H191ZM231 153H234L233 156L237 155V150H233ZM46 154H51V153H46ZM170 154V153H169ZM201 154L203 155V152H201ZM96 156H101L104 155V153H101L99 151L95 152ZM111 155V154H108ZM116 156H120L121 153L118 151L115 153ZM132 153H129V156H131ZM183 155V153H180V156ZM0 156H4V152H0ZM227 157H224V159L226 160ZM244 156L240 157L239 160H233L234 161V165L233 166H229L227 165L225 168H228L227 171V176L230 178L232 176V173L236 170V167H244L243 164L240 163V160L243 159ZM23 157L21 156L22 160ZM177 159V158H176ZM176 159H173L171 162L172 164L175 165V163H173V161H175ZM60 161H57V163H59ZM99 164H104L105 161L104 160H94L93 164L96 163ZM111 162V163H110ZM77 163H80L79 160H77ZM107 163L109 164H115V160H108ZM190 164H193L194 162L192 160L189 161ZM21 164L20 166L24 165ZM214 163H210L207 165V167L209 165H212ZM260 164H264V162L260 163ZM72 168H75V164L70 165ZM118 167H120V165H117ZM172 170H175L176 168H169ZM254 169V168H253ZM247 170V169H246ZM53 171H55V169H53ZM84 168L81 167L79 169V171L77 172V175L79 176V173L83 172ZM108 172H113L112 168H108L107 169ZM64 169H61V173L63 174ZM96 172H101V169L97 168ZM254 172V171H253ZM15 173V172H13ZM187 173H192L191 176H188ZM199 173H203V171L199 172ZM71 175V174H69ZM119 176V173H115L113 172V176L112 179H116ZM213 177H215V179H213ZM16 179H19L20 181H23V178H21L19 176V174L17 175H7V177L3 180L0 181V190H3L5 188V185H16L15 183L13 184H9V181H14ZM96 179H100V177H96ZM168 179V176H167ZM166 179V180H167ZM39 180V179H37ZM57 181H60V176L56 177ZM82 183H88L89 181H85L83 177L80 178ZM197 180H200V183H197ZM103 183L106 184L107 181V177H105L103 180ZM222 183H224V181H222ZM233 183H236L237 185H239L241 182L240 181H233ZM20 185H23V183H21ZM199 186V188H198ZM32 187H35V185H32ZM109 187H112V185H109ZM60 188H64L65 191L63 192L62 195H58V193L60 192ZM198 188V194L197 192H193L191 191L192 189H197ZM264 189V187H261L260 190ZM15 189L13 188V191ZM103 191L102 188H93L92 191ZM24 191L25 192H29L28 191V187L25 186L24 187ZM156 193V192H155ZM170 193V197L176 195L178 196V193H172L171 191ZM204 193H208V195H204ZM221 193H224V195L222 197H225V199L223 201H220L219 198L216 200H212L211 197L212 196H217L220 197ZM156 195V194H155ZM38 199H40V195H37ZM109 196H111V193H108L107 195H105L104 200H108ZM157 197L160 198L161 201H164L165 199H167L164 196H158ZM16 197V196H13ZM12 197V198H13ZM116 197H120V195H117ZM93 199V198H92ZM97 199V197H96ZM260 199V197H259ZM3 200H5V197H0V202H2ZM12 200H16V199H12ZM79 200V204H77L76 207H70L67 208V212L72 215V216H76L78 213H81V209H83L84 212H88V208L86 206V204L91 203V200L85 201L82 199H78ZM142 204V203H141ZM11 206V204H10ZM99 206V205H97ZM152 206V205H151ZM28 207H32V205L29 203ZM255 208H260L261 211H254ZM73 209L75 211H73ZM131 211H135V206L133 208H131ZM144 208H141L140 210H142ZM249 209L251 211H249ZM161 211V209H160ZM5 213H8V211H3ZM49 212H52L53 215L51 217H49ZM119 215L120 219L119 220H115V216ZM5 217H8V219H5ZM4 217L5 220L7 221H14L13 220V215L12 213L9 215H6ZM107 217H111V220H107ZM256 217H260V221L264 220V216H260L257 215ZM138 221H140V217H135ZM88 219H92V223H88ZM157 219H159V217H157ZM227 221V223H225L224 221ZM232 220L231 223H229V221ZM15 221H18V223H13V224H20L21 220L17 219ZM103 221H107V225L105 226V224L103 223ZM113 221H119L120 222V226L118 228H116V230L110 231V229L114 228L115 225L113 224ZM125 221H127V223L125 224ZM259 221V222H260ZM7 228L8 225L5 224ZM99 226V227H95V226ZM51 226V227H50ZM91 226V227H89ZM148 228H155L157 229L154 232H149L147 229ZM241 228H243V230H241ZM17 229H19V231H17ZM67 229V230H66ZM216 229H220L219 231H217ZM223 231V235L227 236L228 239L224 242V248L220 249L219 252H216V240L221 239L220 236H217L218 232ZM136 232H142L144 234V237H147L148 240L151 241V243H149L148 245H146L145 248L141 249L137 246H135V239H133V237H135ZM105 233H107V235H105ZM176 233H179L180 238L176 240L175 243L172 242L173 237L176 236ZM28 234V235H25ZM163 234L162 239L159 241V244L157 243V240L155 239L156 237H161ZM189 237L188 240H185L184 237ZM46 237V238H45ZM165 237H169L170 239L168 241H164ZM205 237H207V239H205ZM245 237H248V240H245ZM71 238V239H70ZM215 238V239H213ZM264 238V237H262ZM7 237H4V244H5V249L9 248L10 245H8L7 243ZM25 241H27V247H25ZM49 241H53V243L55 244V247L52 246V244H49ZM111 241V242H110ZM187 241H191V242H187ZM205 241H207V243H205ZM244 243H248L249 244V248H242L241 245ZM153 244H157V251H154L152 253H149L148 249L152 247ZM189 244L192 245L191 247H186L185 245ZM68 245H72L75 248H80V249H85V251L82 252L81 255L79 256H74L73 252L70 251L68 249ZM129 245H132L135 248V251L137 253H139V255H136L134 257H132L131 259L125 260L123 259L125 253L129 252ZM180 249H183V252L180 251ZM202 249H204L205 251H201ZM206 249H212V251H207ZM195 250V251H192ZM99 251L104 252L105 256L108 255V251L107 249L104 248H100ZM189 253V255L187 257L184 256V253ZM224 252L227 253H231L230 255H227L226 258H222V254ZM264 252V248L260 247L259 245L257 246V253ZM39 253V252H37ZM89 253L93 254V258L92 259H85V257H87L89 255ZM141 253H143V256L141 255ZM193 253H200V256H196V255H192ZM9 254L8 251H5L2 255H0V258H4L7 257ZM14 256L19 257L20 259L26 261V264H40V260L37 259V257L39 255H37L35 258L32 259H28V257H32L33 254H29L26 256H21L20 252H15L13 253ZM40 254V253H39ZM219 254V255H218ZM149 256V259L145 260L144 257L145 256ZM115 256H120L121 259L119 261L115 260ZM69 257H72L71 260H69ZM202 257V258H201ZM184 260H181V264H184ZM10 264H17V260L13 259L12 257L10 258ZM253 264H255V262L253 261ZM261 264H264V259L261 260Z\"/></svg>", "mask_w": 264, "mask_h": 264}, {"label": "rangeland", "instance_id": "obj_3", "mask_svg": "<svg viewBox=\"0 0 264 264\" xmlns=\"http://www.w3.org/2000/svg\"><path fill=\"white\" fill-rule=\"evenodd\" d=\"M155 25L149 29V32L157 27ZM148 49L151 55L157 57L156 63L150 61L148 55H146L144 50L141 49V52L138 54L139 57L131 60L125 57V59H123V61H125L124 64H129L132 67L134 74L136 73L135 77H133L137 79L136 83L142 89L145 88L147 93L154 98L156 106L160 109L171 112L175 106V101H177L175 91L170 84L169 78L171 77L168 76L169 72L165 69L163 64L164 61L161 59L162 55L158 53L156 55V50L150 43H148Z\"/></svg>", "mask_w": 264, "mask_h": 264}]
</instances>
